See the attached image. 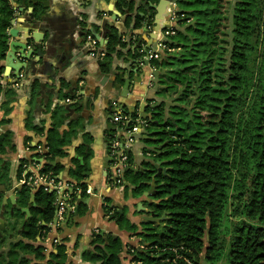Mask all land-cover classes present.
<instances>
[{
    "label": "trees",
    "instance_id": "obj_1",
    "mask_svg": "<svg viewBox=\"0 0 264 264\" xmlns=\"http://www.w3.org/2000/svg\"><path fill=\"white\" fill-rule=\"evenodd\" d=\"M14 1L30 5L29 14L34 18L41 17L45 9L44 0H0V79L8 29L15 17ZM174 2L173 32L161 40L166 48L160 57L148 61L154 69H166L151 81L155 93L162 97L158 101L147 99L148 116L141 132L145 142L162 144L151 149L152 159L160 160L166 170L154 176L156 188L146 206L164 217L159 223L145 220L135 224L109 197H103V211L120 229L140 238L141 246H127L130 264H215L224 251L225 264H264V0H232L227 7L224 0ZM115 6L125 27L139 28L145 19L151 22V17L132 14L134 0H116ZM118 27H109L106 42H98L97 51L104 52L101 67L110 71L113 57L123 53L136 60L131 65L139 70L143 41L135 46L137 37L122 40ZM38 94L39 84L33 81L29 101ZM1 95L0 126L8 122L4 116L15 98L14 87L0 82ZM165 96L170 97V104ZM61 97L73 100L76 96ZM69 105L70 109L63 103L48 108L46 129L30 117L25 121L29 129L45 133L44 151L32 153L30 159L42 158L40 170L50 177L60 175L63 165L58 158L66 155L65 146L84 129L80 114H68L69 110L78 113L81 104L76 99ZM121 106L120 114L127 115L128 121L111 118L103 131L108 154L112 141L129 131L138 117L137 109ZM63 125L66 128L61 129ZM82 137L67 171L66 181H74L67 189L68 200L76 208L65 213L66 222L86 210L85 179L92 137L87 131ZM119 148L126 154V167L117 184H123L125 197L130 185L139 196L150 187L151 173L156 169L151 161H145L148 169L132 170L130 148ZM14 149L13 132L0 131V264H67L63 240L51 249L44 243L55 215L54 191L32 188L24 182L13 185L30 175L25 171L29 160L22 157L13 180L6 154ZM9 190H13L15 203L8 197ZM123 247L117 234L96 230L81 258L89 264H126L120 256Z\"/></svg>",
    "mask_w": 264,
    "mask_h": 264
},
{
    "label": "crops",
    "instance_id": "obj_2",
    "mask_svg": "<svg viewBox=\"0 0 264 264\" xmlns=\"http://www.w3.org/2000/svg\"><path fill=\"white\" fill-rule=\"evenodd\" d=\"M157 1L151 0V3ZM12 3L17 9L14 17L15 22L11 27H15L17 33L14 37L9 36L8 41L11 39L22 40L27 33L26 20H28L31 8L30 5L16 1ZM115 3L116 0H44V12L37 19L39 27L33 30V33L41 38L39 41L41 54H35L30 63L25 60V67L20 71L24 73V77L21 79L20 86L14 88L15 98L11 102L10 111L4 116L8 122L0 126V131L11 130L13 132L15 149L7 153L6 157L10 162L15 161L17 167L20 158L30 159L33 149L28 147V142L33 146L45 142L44 132L36 133L26 126L27 117L46 129L50 123L49 107L59 103L69 104L76 99L81 104V110L77 114L83 118V131L89 132L92 137L90 143L92 155L89 158V170L86 172L85 179L87 189H90L91 193H88L84 199L85 212L81 215H77V213L72 215L67 222L57 221L52 224L46 239L48 242L53 237L63 240L66 246L67 264H89L82 260L81 252L89 247L91 234L96 230L100 233L101 231L103 233L112 232L121 238L124 247L120 256L126 264H130L127 246L136 247L142 244L138 236L120 229L115 221L103 211V197H109L111 204L117 210L122 211L123 209L131 222L139 224L143 220V213L147 210L146 200H149V196L143 193L135 196L131 185L127 190L128 195L125 197L123 184H108L106 175L107 168L111 164V157L105 146L103 131L108 121L113 117L115 107H122L121 105L124 104L131 110H138L141 103H145L146 107L148 98L154 99L151 95L155 92V86H151V81H153L151 69L154 68L149 64H142L139 71H134L133 69L137 68L130 67L131 60L122 53L113 57L110 71H104L99 59L89 53L87 35L91 34L95 38L90 31L91 28L104 34L106 28L108 30L109 27L119 26L122 40L128 41L137 37L143 41V44H148L151 40L155 11L152 8L149 9L151 22L146 30L143 29V24L139 28L125 27L122 22L123 15L117 10ZM42 25L45 26L43 30L40 27ZM151 44L153 47L156 45L154 41ZM15 63L12 65H16ZM28 63L30 64L29 68H27ZM1 65L3 66L1 84L13 87L16 76L13 74V70H10V64L6 62L5 57L1 60ZM127 74H129V87L125 96H121L123 78ZM119 77L122 78L121 81ZM33 81L39 84V91L42 90L47 96L46 101L40 103L41 110L38 107L35 108L37 98L33 102L29 101V86ZM42 84L43 86H41ZM54 89L57 90V99L51 100ZM62 94H72L76 97L69 102H64ZM115 95H117L116 102L113 101ZM2 99L3 95L0 96V101ZM83 103L86 105L83 106ZM68 114L70 117L77 115L75 112L72 114L69 111ZM2 116L3 112L0 110V118ZM64 128L66 125L61 127V129ZM83 131L80 130L71 143L65 146L66 155L58 158V161L63 165L60 172L63 179L69 178L67 171L71 164V157L75 154V147L82 142ZM131 136L133 140L129 147L133 159L130 168L135 171L148 169L143 163L145 161L153 162L152 155L147 150L151 145L144 141L145 135L139 131L131 133ZM27 137H30L29 141L26 140ZM15 172L16 168L11 175L13 180H15ZM127 183L126 181L125 184ZM10 194L12 193L10 192L8 195ZM138 202H141V208L137 207ZM139 210L142 212L139 213Z\"/></svg>",
    "mask_w": 264,
    "mask_h": 264
},
{
    "label": "built area",
    "instance_id": "obj_3",
    "mask_svg": "<svg viewBox=\"0 0 264 264\" xmlns=\"http://www.w3.org/2000/svg\"><path fill=\"white\" fill-rule=\"evenodd\" d=\"M175 18H176L175 3L171 2L168 7L167 16L164 21V28L160 32L159 38L155 41L156 45L153 47L151 44L150 47L145 48L143 44L139 50L142 54L141 59L143 58L146 61H149V59L160 57V55L163 53L164 49L166 48V45L161 40L164 35L173 32V30L171 29V24L175 21ZM87 40L90 47L89 53L91 55L99 56L100 58H102L104 52L101 49L97 51L99 40L93 38L91 34L87 35ZM140 64H144V62ZM23 77H24V73L19 72L18 77H16L13 82L14 88H18L20 86V82ZM69 101H70L69 98L64 99V102H69ZM112 118L114 120L128 121L127 115L120 114V111L114 112ZM143 125H145V120L137 117L135 119L134 125L129 131H127L123 135H120L117 139L112 141V150L111 153H109V156L111 157V164L108 166L111 175L109 177L106 175L108 184L118 185L117 183H120V181L123 179L122 177L126 167V154L123 152L122 148L119 147L124 145L125 148H130L129 147L130 143L133 140L131 133L138 132L140 129H142ZM34 145L35 148H33L32 153L43 152L45 149L44 144H34ZM37 159H40L41 161L39 162L37 161ZM42 163H43L42 158H37L36 156H33L31 159H29V162L25 165L26 167L25 171L30 172V175H28L26 179L15 182L14 186L24 182L29 186H31L32 188L42 187L43 190L54 191L55 194L54 202L56 205L55 216H57V221H63L65 213L67 211H73L75 209V203H72L68 200L69 193L67 190L68 188H71L74 185V181L71 180L66 181V179H63L61 177V174L57 177L55 176L50 177L48 174H45L40 170ZM86 192L87 194L91 193V190L87 189V186H86ZM46 239H47V235L44 238V243L47 249H51V247H53L52 245L60 242V239H58L57 237H53L50 240V242H48Z\"/></svg>",
    "mask_w": 264,
    "mask_h": 264
},
{
    "label": "water",
    "instance_id": "obj_4",
    "mask_svg": "<svg viewBox=\"0 0 264 264\" xmlns=\"http://www.w3.org/2000/svg\"><path fill=\"white\" fill-rule=\"evenodd\" d=\"M134 1H135V6H134V10H133L132 14L138 13L139 15H143V16L145 15L146 17L150 18L151 17V12L149 11V9L152 8L155 11L154 16H153L154 25L152 27V34L150 35L151 36V40L149 41L148 44H144V47L148 48V47L151 46V42L152 41L155 42L159 38L160 32L164 28L165 15L167 16L168 7H169V5H170L172 0H158L156 3H151V0H134ZM140 7L143 8V10H145V12L140 11V9H139ZM27 19H28V20H26L27 21V24H26L27 33H26L24 39H22V40H20V39H11L10 41H8V49H7L6 54H5V60H6V62H8L10 64V70H13V72H14L13 74L16 77H18V74L21 71V69L25 67V64H26L25 60H28L29 63H30L31 58H33V56L35 54H37V55L41 54V46L39 45V41H41V38L37 37L33 33V30H35L34 28H38L39 27V24L37 23V19H39V18H34V17H32L29 14V17ZM14 22L15 21L13 19L12 23H14ZM143 25H144L143 29L146 30V28L148 27L147 19H145V21L143 22ZM40 27H41V30L45 29L44 25H42ZM106 30H107V28H106ZM30 31H31V33H29ZM90 31H91L92 35L99 40L100 44H104L106 42L105 33L104 34L98 33L93 28H91ZM16 33H17V29L15 27H10L8 29L9 36L14 37ZM131 34L132 33L130 32L129 35L131 36ZM118 36L120 38H122V32H119ZM140 42H141V40L138 39V41H137L135 46H140ZM132 48H134V46H132ZM96 57L99 59V62L102 63L100 57L99 56H96ZM127 59L131 60L130 61L131 63H135V61H136V60L130 59L129 56H127ZM144 61H145L144 64L147 65L148 61H146V60H144ZM14 62H16L15 63L16 65H12ZM29 63H28L27 68L30 67ZM133 70L136 71L137 69H133ZM165 70L166 69H151V75L153 77H157L159 75V73H163V72H165ZM104 77H106V76H104ZM101 83H102V81H101ZM129 83H130L129 74H127L125 76V78H123V84H122L123 92L120 94L121 96H125V94L127 92V89L129 87ZM41 86H43V84ZM116 97H117V95H115L114 98H113L114 102H116L115 101ZM36 98H37L36 99L37 100V104L35 105V108L38 107L41 110L40 103L46 101L47 96H46L45 92L40 90L39 91V95ZM52 99L53 100L57 99V90L56 89L52 90V98H51V100ZM85 105L86 104L83 103V106H85ZM144 105H145V103H141L139 108H138L139 115L143 119L146 116H148V113L145 112V110H144V108H145ZM65 106H66V108L70 109V105L68 103H65ZM121 109H122L121 107H115V109L113 111H120ZM128 110H131V109H129V107H128ZM69 113L73 114V111L69 110ZM158 148H160V145L158 146ZM37 161L40 162L41 160L37 159ZM152 164H153V169L155 168L156 171L154 173H151V178L152 179H151L150 187L143 192V194L146 195V196H149L152 193V191L155 190V188H156V185L154 184V179H153L154 176L156 174H158L159 172H161V171L165 172V170H166V167H162L160 160L153 161ZM131 169L134 170L133 168H131ZM8 197H9V199H10V201L12 203H15V196H14L13 193L8 195ZM31 201H32V198H31ZM137 207L138 208L142 207L141 202L137 203ZM22 210L26 212V215H29L28 207H24ZM118 211H120V209H118ZM142 216H143L142 217V219H143L142 221H145V220H151L152 221L153 220L151 218L152 213L149 211V209H147L143 213ZM163 217H164V214L162 215V218ZM0 222H2V218L0 219ZM56 222H57V216H54L53 220H52V224H55ZM52 224H49V226L51 227ZM101 233H103V232L101 231ZM202 264H203V262H202Z\"/></svg>",
    "mask_w": 264,
    "mask_h": 264
},
{
    "label": "rangeland",
    "instance_id": "obj_5",
    "mask_svg": "<svg viewBox=\"0 0 264 264\" xmlns=\"http://www.w3.org/2000/svg\"><path fill=\"white\" fill-rule=\"evenodd\" d=\"M225 1V7H227L228 6V1H232V0H224ZM103 57V56H102ZM145 59H141L140 61H139V66H140V68H141V65L142 64H140V63H143V62H145L144 61ZM133 64V63H132ZM129 66V65H128ZM130 67H132V68H134L135 66H132L131 64H130ZM135 68H137V67H135ZM139 68V69H140ZM128 69H129V67H128ZM138 69V68H137ZM139 71V70H138ZM130 72H132V71H130ZM152 76V75H151ZM153 77V76H152ZM161 93V92H160ZM153 97H154V99L156 100V101H158V100H160L161 99V97H162V95L161 94H159V93H155V92H153V94H151ZM173 96V95H172ZM166 97V96H165ZM119 98L120 99H123L124 100V98H122L121 96H119ZM168 98V99H167ZM165 102L167 103V104H170L171 103V100H170V97L168 96V97H166V100H165ZM127 103V102H126ZM145 110V109H144ZM138 111V117L139 118H141L140 117V115H139V110H137ZM146 112V111H145ZM143 119V118H142ZM142 130L143 129H140L139 130V132H142ZM147 144H149V145H151L150 146V148H149V150H150V152H151V149L152 150H154V148H158V146L160 145V148H161V146H162V144H150L149 142H146ZM151 155H152V152L150 153ZM18 165V164H17ZM162 167H164V166H162ZM15 168H16V163H15V161H11V166H10V173H11V175L14 173V171H15ZM160 173V172H159ZM13 193V191L12 190H9V193ZM8 193V194H9ZM14 194V193H13ZM151 213H152V216H151V218L153 219L152 221H155V222H157V223H159L160 222V220L162 219V215H156L152 210H151ZM230 217H232V215L230 216ZM2 217H1V215H0V219H1ZM233 218V217H232ZM3 220V219H2ZM2 222H0V225L2 226V224H1ZM230 222H227V224H229ZM0 226V227H1ZM225 241L227 240V238L225 237V239H224ZM141 243V242H140ZM225 250H226V247H225ZM225 252V251H224ZM223 252V255L221 256V258L215 263V264H225V253ZM202 264V263H201ZM203 264H205V262H203Z\"/></svg>",
    "mask_w": 264,
    "mask_h": 264
},
{
    "label": "flooded vegetation",
    "instance_id": "obj_6",
    "mask_svg": "<svg viewBox=\"0 0 264 264\" xmlns=\"http://www.w3.org/2000/svg\"><path fill=\"white\" fill-rule=\"evenodd\" d=\"M171 2H174V0H172ZM175 3V2H174Z\"/></svg>",
    "mask_w": 264,
    "mask_h": 264
}]
</instances>
